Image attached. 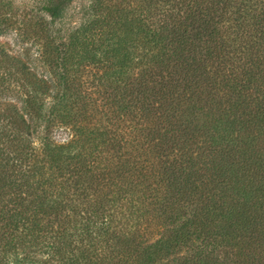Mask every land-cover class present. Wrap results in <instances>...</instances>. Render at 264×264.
<instances>
[{"label": "trees", "instance_id": "16d2710c", "mask_svg": "<svg viewBox=\"0 0 264 264\" xmlns=\"http://www.w3.org/2000/svg\"><path fill=\"white\" fill-rule=\"evenodd\" d=\"M8 33L0 264H264V0H0Z\"/></svg>", "mask_w": 264, "mask_h": 264}, {"label": "rangeland", "instance_id": "374dc122", "mask_svg": "<svg viewBox=\"0 0 264 264\" xmlns=\"http://www.w3.org/2000/svg\"><path fill=\"white\" fill-rule=\"evenodd\" d=\"M0 44L4 45L12 53H21L23 48L15 38L13 33H8L0 37ZM33 50L31 51V53ZM68 138V135L64 131H55L53 133V139L57 142H64Z\"/></svg>", "mask_w": 264, "mask_h": 264}]
</instances>
